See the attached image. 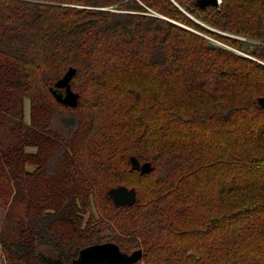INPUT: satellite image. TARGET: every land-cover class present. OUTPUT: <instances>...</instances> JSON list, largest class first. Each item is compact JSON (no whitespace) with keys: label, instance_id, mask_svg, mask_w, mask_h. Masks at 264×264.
Listing matches in <instances>:
<instances>
[{"label":"trees","instance_id":"1","mask_svg":"<svg viewBox=\"0 0 264 264\" xmlns=\"http://www.w3.org/2000/svg\"><path fill=\"white\" fill-rule=\"evenodd\" d=\"M69 68L75 107L50 91ZM261 98L264 0H0L4 257L264 264Z\"/></svg>","mask_w":264,"mask_h":264},{"label":"water","instance_id":"2","mask_svg":"<svg viewBox=\"0 0 264 264\" xmlns=\"http://www.w3.org/2000/svg\"><path fill=\"white\" fill-rule=\"evenodd\" d=\"M200 8L208 5L217 6V0H196ZM75 72L74 68H69L66 73L58 79L50 91L57 102L75 107L78 101V93L71 90L69 81ZM264 105V98L259 100ZM129 161L133 169L140 170L141 173H148L151 170L149 162L139 163L134 157L130 156ZM108 196L115 205H131L135 202L136 193L134 188L118 186L108 191ZM142 250L137 249L127 254L122 252L113 242L95 243L81 248L75 259L70 264H130L140 259Z\"/></svg>","mask_w":264,"mask_h":264},{"label":"rangeland","instance_id":"3","mask_svg":"<svg viewBox=\"0 0 264 264\" xmlns=\"http://www.w3.org/2000/svg\"><path fill=\"white\" fill-rule=\"evenodd\" d=\"M208 39H210L212 42H216V43H219L221 45H224L223 43H221V42H219V41H217V40H215V39H213L211 37H208ZM240 39H243V38H240ZM231 50H233L236 53H239V54H242V55H245V56L247 55L248 56V54L242 52L241 50H238L237 48H231ZM27 109H28V103L26 101V103H25V112L27 111ZM3 216H4L3 210H0V226L2 225ZM14 259H15V261H14ZM0 264H23V262H22V258L21 257L19 258L18 255L16 257L10 259V260H9V258L4 257V254H3V252H2V250L0 248Z\"/></svg>","mask_w":264,"mask_h":264},{"label":"built area","instance_id":"4","mask_svg":"<svg viewBox=\"0 0 264 264\" xmlns=\"http://www.w3.org/2000/svg\"><path fill=\"white\" fill-rule=\"evenodd\" d=\"M222 2V0H217V3L220 4Z\"/></svg>","mask_w":264,"mask_h":264}]
</instances>
